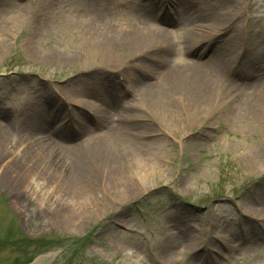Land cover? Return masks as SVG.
Listing matches in <instances>:
<instances>
[{
	"label": "rangeland",
	"instance_id": "rangeland-1",
	"mask_svg": "<svg viewBox=\"0 0 264 264\" xmlns=\"http://www.w3.org/2000/svg\"><path fill=\"white\" fill-rule=\"evenodd\" d=\"M117 1L0 0V25H3L0 28V111L8 112L11 119L25 101L37 102L35 106L40 109L38 114L45 120L48 112H51L47 107L48 102L44 100H52V107L56 103L54 101L60 99L54 89L63 87V82H58L61 79L77 77L78 83H75L80 86L71 84L64 91L66 93L67 90L69 96L77 95L91 88L94 85L91 81L95 77L108 82L116 80V75L124 74V63H128L130 69L133 68V61H137L134 58L140 57L142 49L141 54L145 53L144 49H152L150 46L156 42L146 44L143 41L138 48L124 43H111L107 48L94 47L96 34L92 27L97 25L99 28L108 22L112 23L117 14L113 11V7L118 6ZM257 6L259 13L264 12V0H260ZM22 8L19 26L12 31L3 22L19 16ZM243 8V4L239 8L235 7L227 17L230 19L239 15ZM78 22L83 24L78 25ZM260 26L264 29V23ZM195 39H199V36ZM256 40L259 46L250 50L241 66L246 67L255 61L254 66L249 65L248 70L258 67L261 69L258 75L264 78V34ZM155 48L165 50L158 46ZM168 52L169 57L180 56L176 48L172 47ZM129 58L133 59L127 62ZM151 67L156 71L153 64ZM83 69L86 72L81 71ZM132 82L131 79L129 84ZM240 84L241 81L235 87L237 90H229L225 84L227 92L224 96L221 93L219 105L207 93L195 101L192 97L186 98L182 93L184 91L174 90L170 100L175 104V114L179 108L180 93L186 99L184 103L183 97L180 98L182 105H194L192 113H202L206 108L215 110L221 106L222 114L216 111L214 115L217 118L211 119L212 124L204 128L206 133L198 129L197 121L194 120L193 125L173 135L161 133L150 136V140H168L167 147L160 154L164 155L165 161L162 162L160 155H156L162 164V172L156 179L150 178L152 188L145 190V186L149 187L150 184L144 186L137 182L139 190L133 194L128 189L122 206L118 207V202L110 199L99 185L111 208L106 207L104 202L95 203L91 211L81 212L84 221L80 219L76 226L64 225L57 214L52 217L53 212L49 208L39 209L37 200L29 198V190L25 188L28 176L41 180L47 187L60 181V178L47 172L48 163L43 158L31 161L30 169L25 165V160L23 162V158L35 156V148L31 146L42 136L39 138V126L33 129L27 127L22 113L9 131L11 139L16 143L12 155L19 157L23 154L21 159L11 162L9 150L5 145H0V172L8 169L21 181L17 183L4 174L0 180V264H128L125 253L137 249L134 244L138 245L139 252L142 250L141 256L147 259L148 264H176V261L169 258L172 251L170 254H161L168 235L165 224L172 225L173 221L182 228L191 229L193 226L195 228L192 229H205L208 231L205 238L208 246L212 242L216 243L215 249L206 246L203 253H197L200 247H190L188 252L180 255L182 260L179 264H210L209 259L213 258L216 264H264V244L260 240L264 238V224L263 229H259L260 222L249 220V217L258 216L252 210V204L264 200V129L233 126L234 123L249 125L250 120L244 118L243 122L237 123L234 116L241 111V102L252 108H258L264 102V84H258L257 81L252 83L250 88L257 86V91L248 96L239 91ZM114 91L123 92L124 88ZM236 92L240 95L237 98L233 95ZM228 95L234 99L231 103H227ZM257 95L259 100L255 98ZM145 102L147 105L143 110L148 113V109L153 106L149 100ZM203 104L210 106L205 105L203 108ZM143 110L142 114L145 113ZM226 125L229 127L228 133L217 134L222 127L226 129ZM61 133L63 138L70 136L66 131ZM56 142L62 149L67 148L59 141ZM122 142L119 144L122 145ZM183 142H187L184 151L181 149ZM109 153L115 154V149ZM132 158V151L124 149L121 160H124L125 171L126 162L131 163ZM110 160L97 161L91 159V156L85 158L86 164L93 171L95 169L91 163L98 164L97 170L101 174L108 171V166L104 168L103 163L109 164ZM131 169L134 170L133 164ZM81 217L76 215L75 218ZM245 231L257 240L251 246H246L239 239ZM183 232L186 234V231ZM192 235L195 236L194 231Z\"/></svg>",
	"mask_w": 264,
	"mask_h": 264
},
{
	"label": "bare ground",
	"instance_id": "bare-ground-1",
	"mask_svg": "<svg viewBox=\"0 0 264 264\" xmlns=\"http://www.w3.org/2000/svg\"><path fill=\"white\" fill-rule=\"evenodd\" d=\"M187 1L188 4L185 6V10L177 8L184 20L185 28L188 30L185 36H180L177 31L168 32L164 27L152 23L148 15L154 11V9H147L146 5L140 1L135 2L130 10H124V13L117 14L112 23L108 22L104 27L101 26V30L103 29L102 32L98 31V29L100 30V26L98 29H96L98 27L97 25L92 27L96 34L95 39H93L95 48L98 46L107 48L106 46L111 43H113V45L118 43H124V45L129 44L131 46L136 45L135 47L138 48V46L143 44V41L146 42V44H150L151 42H156L155 44H157L160 41L165 42L168 48L177 47L190 52L194 51L192 50L194 47L193 40L199 36L198 40L206 39L207 42L195 49V52L199 53L198 51L201 49H213L212 53L201 61H199L198 58L191 60H186L184 57L175 58L170 62L171 67H167L165 63L167 60V53H162V56L155 61H158V65L166 66L167 68L164 70L157 69L160 75L154 82L148 79H138L132 87V89H135L134 98L130 97L129 102L126 100L127 103L124 102L121 107L117 108L114 107L115 104H118L114 103L116 101V96H114L113 93L107 95V90L103 88L107 80L95 77V79L91 81L94 82L93 91H85V94L75 95L74 100L86 104V107L93 109L98 118L99 127H101V129L105 128L104 131L95 135L88 129L87 125H85L88 119H93V115L86 111L85 114H83V111L75 112V127L87 130L83 133L84 138L76 145H73L72 148L67 147L62 149L60 145L51 138V134L59 133L62 130H70V126L66 124L61 123L58 126L56 125L60 113L63 112L62 106H58L52 112L50 106L53 103L51 102L52 100L50 101L49 99L50 103L48 99L44 100L46 103H49H47V107L51 112H48L46 121L36 112L39 110L36 109V107L34 108V103L29 105V109L32 111L30 112L31 116L27 119L26 125L32 129L37 128L34 126H39V138L42 136V139L31 146L35 148V156L32 157L29 155L23 158V162L25 160V165L30 169L31 161L37 158H43L48 163L46 167L47 172L50 175H58L60 181H55L57 183H51V185L47 187L46 183L41 180L28 176L26 183L27 187L25 188L29 190L30 197L37 200L36 202L40 209L49 208L48 210L53 212L52 217L57 214L59 221L64 225L76 226L77 222H80V219L81 222H83L84 220L81 217V212L91 211L95 203L104 202L106 207L111 208L110 203L106 202L107 198L105 194L100 191L99 185L110 199L115 203L118 202V207L122 206L128 195V189H130L133 194L139 190L137 182L143 183L144 186L145 184H150L149 187L145 186V190L152 188L153 185L151 184L153 183H151L150 178L156 179L162 172V164L158 162L156 155L163 153L162 151L164 147H167L168 140H150L147 134H157L162 131L165 134L173 135L176 131L183 130L188 125H193L194 120L197 121L196 123L199 130L202 131V133H206L204 127L207 124H212L210 122L211 119L217 118L216 115H214L216 114L215 111L219 110L221 107L215 108V110L206 108V111L202 110V113H192L191 110L194 105L190 103L189 105H182L180 102L181 97H183V102L185 103L186 96L188 99L192 97L193 100L198 101L201 97H205L207 93L208 97L217 101L219 105L221 104L219 99L222 98L218 93L221 89V85L226 82L228 83L229 90L235 88V85L232 84L235 82L233 78L224 77L222 71L226 64H229L231 60L233 61L237 57L238 52H234L232 48L237 43L235 38L239 35L241 26H238L239 30L236 29V32L225 44L221 45V47H225V51L217 52L216 47L210 46L209 42L218 35L219 28L224 26L225 20L228 18L229 8L234 9L235 5L240 4L242 0H231L221 4L215 0ZM223 9H227V13H224ZM22 10L23 8L21 11ZM190 11L197 12L198 16L202 19L203 25L199 27L201 30L200 33L197 31L198 27H191L193 21L188 18ZM58 14L61 15L60 12H58ZM22 15L23 11L19 16L9 18L3 23L8 24L7 28L9 27L11 30L17 28ZM163 19L166 20V18ZM77 24L82 25L83 22H78ZM2 26L3 25H0V28ZM177 30L181 31V29ZM103 36L104 38H101ZM175 38L180 39V44H176ZM2 42H4V40H2ZM154 51L155 49L152 50L153 54ZM145 56L146 54H143L140 59ZM144 65L147 66L146 64ZM124 74L127 76L129 75L126 70ZM125 75L124 77H127ZM131 75H133V72H131L130 76ZM219 76L220 79L217 80ZM76 79L77 77H73L68 79L67 82L70 81L75 83L74 80ZM98 82H100V85L99 89L96 90V84H98ZM240 86H242V84H240L239 87ZM176 89L184 91L182 93L185 94V97L183 94H179V108L178 112L175 114V104L172 103L170 99L173 91ZM214 89H216V93ZM245 90L244 88L243 91ZM82 96H85L87 99L80 101L79 99ZM255 98H257V100L260 99L259 95ZM146 100H149L151 106H153L148 109V113L143 110L147 105L145 102ZM57 101L58 100L54 102ZM161 104L164 106L160 107ZM241 104V111L234 116L235 122H243L244 118L251 122L248 123L249 125L234 123L233 126L244 129L248 126H253V128L256 129H264V102L259 104L258 108H252L249 104L246 105L242 102ZM205 105L207 104H203L202 107L204 108ZM207 106L209 107L210 105ZM142 110L145 112L144 114L141 113ZM8 114L9 113L4 110L0 111V145L3 144V146L5 145L7 147L12 157L11 162L13 161L14 163L16 160H20L23 154L19 157H13L12 155L14 150H16V143L11 139L9 131L13 128L12 126L13 123L16 122V119H10ZM217 114L222 113L219 111ZM114 115L117 116V121H114ZM193 116H195V118H193ZM200 117H204V119ZM259 117L261 120L258 125L257 121ZM164 137L166 138V136ZM121 141H123L122 145L119 144ZM186 144L187 142L181 144L182 150ZM114 149L115 154H110L109 151H114ZM124 149L132 151L133 153L131 163L126 162V171L124 170V160H121ZM106 152L109 155L104 156V154H107ZM257 154L258 153L255 155ZM87 156H91V159L94 158L97 161L111 158L109 164H106V162L103 163L104 168L108 166V171L101 174L97 170L99 165H93L91 163L96 174L95 171L91 170L86 164L85 158ZM159 159L162 162L165 161L164 155H160ZM50 160L53 162L50 163ZM56 160L57 163L53 164ZM132 164L134 170H129ZM0 174H2L0 175V180L4 178V174L7 178L9 177L11 180L21 183V181L8 169L1 171ZM61 184H63L62 192L59 191ZM16 202L19 203L18 201ZM252 206V210L257 212L258 215L256 219L263 216L261 221L264 222V200L262 202L253 203ZM76 215L81 218H75ZM120 215H123V213ZM173 222L172 225L165 224L168 235L164 241L166 243L163 245L162 255L166 254V252L170 254L172 251L169 258L178 262L180 260V255L188 252L191 249L190 247H192V249L200 247V253L205 251L204 249L206 246L208 247V243L204 239L192 235L190 230L186 231L187 235L183 231L174 234L173 230H179L180 227L177 225L178 223L176 221ZM242 238L245 242H249L252 237L245 235ZM133 246L137 249L133 252L125 253L128 264H148L149 262L146 261L147 259L141 256L142 250H140V252L138 251V245L134 244Z\"/></svg>",
	"mask_w": 264,
	"mask_h": 264
}]
</instances>
